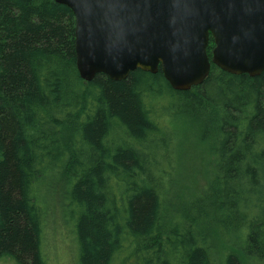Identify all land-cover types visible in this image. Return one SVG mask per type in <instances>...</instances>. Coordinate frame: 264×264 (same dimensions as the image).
Listing matches in <instances>:
<instances>
[{"label": "trees", "instance_id": "trees-1", "mask_svg": "<svg viewBox=\"0 0 264 264\" xmlns=\"http://www.w3.org/2000/svg\"><path fill=\"white\" fill-rule=\"evenodd\" d=\"M214 48L187 91L161 67L88 81L70 7L0 0V258L49 264L55 200L78 264H264V72H227ZM187 145L205 161L191 193Z\"/></svg>", "mask_w": 264, "mask_h": 264}, {"label": "water", "instance_id": "water-1", "mask_svg": "<svg viewBox=\"0 0 264 264\" xmlns=\"http://www.w3.org/2000/svg\"><path fill=\"white\" fill-rule=\"evenodd\" d=\"M76 16L78 69L91 81L157 73L178 91L201 85L212 61L252 77L264 72V0H57Z\"/></svg>", "mask_w": 264, "mask_h": 264}, {"label": "rangeland", "instance_id": "rangeland-1", "mask_svg": "<svg viewBox=\"0 0 264 264\" xmlns=\"http://www.w3.org/2000/svg\"><path fill=\"white\" fill-rule=\"evenodd\" d=\"M185 148L182 159L179 157V154L177 156L178 164L180 163L182 166V171L179 173V180L185 186V192L191 193L193 188H197L195 187L197 182L201 181L202 184L206 182L204 173L205 161L201 150L197 147L193 148L191 145H187ZM72 211L71 206L65 210L69 214L68 217L71 216ZM43 239L44 252L49 264H78V243L74 228L63 217L58 201H50L49 211L44 225ZM0 264L15 263L8 258H0Z\"/></svg>", "mask_w": 264, "mask_h": 264}]
</instances>
